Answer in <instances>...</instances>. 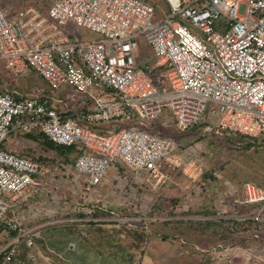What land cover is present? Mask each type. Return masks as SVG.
Segmentation results:
<instances>
[{
    "label": "built area",
    "instance_id": "2783aa9c",
    "mask_svg": "<svg viewBox=\"0 0 264 264\" xmlns=\"http://www.w3.org/2000/svg\"><path fill=\"white\" fill-rule=\"evenodd\" d=\"M165 1L167 13L156 21L153 0H56L48 10L29 4L13 14L0 6V64L15 77L34 73L48 87L38 94L0 89V225L14 234L0 247V264H12L22 244L34 262L42 228L90 222L57 217L65 215L56 185L63 169L82 201L68 213H91L81 207L101 200L111 177H126L122 169L154 193L176 173L201 179L204 164L166 132L188 131L206 114L214 121L206 131L264 143V0ZM144 47L155 64L139 65ZM158 67L163 80L153 76ZM108 124L107 133L93 129ZM13 133L78 151L66 165L35 159L3 148ZM202 186L215 209L199 221L222 226L218 235L228 238L196 246L199 264H264V185ZM112 187L123 196L119 188H132Z\"/></svg>",
    "mask_w": 264,
    "mask_h": 264
},
{
    "label": "rangeland",
    "instance_id": "374dc122",
    "mask_svg": "<svg viewBox=\"0 0 264 264\" xmlns=\"http://www.w3.org/2000/svg\"><path fill=\"white\" fill-rule=\"evenodd\" d=\"M54 1L56 0H0V6L5 12L13 14L29 4L48 10ZM157 8L158 15L154 21L162 18L168 10L164 2L157 4ZM93 35L95 34H89L90 37ZM137 56L141 66L155 61L151 49L146 48L137 52ZM0 73H4L7 79L5 82L14 84V76L12 77L3 66L1 67V64ZM153 76L156 80L164 79L158 70L153 72ZM26 81L24 78L25 85L21 83L23 86L20 87L30 93L33 88L35 92L39 90V93L48 90L46 83L38 77L31 81V86ZM210 121L214 122L206 114L197 127L185 133L171 131L174 138L181 139V149L186 157L190 160H199L205 168L202 178L196 181L185 179L180 173L175 174L177 181L175 184H187L185 189H180L182 195L175 200H170L171 195H167V192H160L159 200L152 202L158 199L159 193H154L150 188L146 189L140 183L136 185L130 173L122 169L121 174L127 177L126 181H124L126 177L118 182L111 177L110 182L104 183L100 195L102 199L81 207L88 212L91 210V213H85L83 210L68 213L66 207L71 209V204L82 203L79 198L81 194H77L80 188L72 183V173L67 174L64 169L59 171V175L56 176V185L59 187L57 194L63 198L61 202L64 203L65 215L57 217H62L60 218L62 220L71 216L79 219L88 218L90 222L87 223V229L80 230V227H77L75 231H72L71 226L66 222L51 224L46 236L37 237L36 245L42 247V250L37 251V259L31 264H199L196 246L200 247L222 238L218 235L219 232L216 233L209 228L206 230L207 226L213 228L214 224L206 226L199 221L201 216L212 214L215 209V197L207 199L208 195L205 194L206 189L202 184L264 182V147L239 135L227 133L217 135L214 131H206L205 128L210 125ZM18 136L19 152L23 151L35 159L51 158L57 165L63 162L66 165L65 162L70 160L65 159L56 150V146H51L40 136L38 139L23 134ZM79 184H82V179H79ZM116 184L120 186L130 184L132 193L130 188L121 187L119 190L126 191L127 194L123 196V193L112 187ZM188 184L189 186L198 184V186H190L189 189ZM183 190L189 193L184 195ZM112 212L116 214V218H119L117 221H112ZM58 226L59 229L56 228ZM75 227L76 224H73L72 229ZM52 228H55V231ZM13 236L14 234L5 227H0V247ZM69 237L77 243L75 252L68 251L66 243L70 240ZM52 241L54 245L50 244ZM46 244L57 249L58 252H54L62 255L64 259L50 253ZM25 248L26 245L22 244L21 256L27 251L24 250ZM62 251H65L64 255L60 253ZM26 255L25 252V257ZM2 258L1 254L0 261Z\"/></svg>",
    "mask_w": 264,
    "mask_h": 264
},
{
    "label": "crops",
    "instance_id": "0c3cea01",
    "mask_svg": "<svg viewBox=\"0 0 264 264\" xmlns=\"http://www.w3.org/2000/svg\"><path fill=\"white\" fill-rule=\"evenodd\" d=\"M86 36H87V38H89V39H98L99 38V36L97 35V34H95V35H93V37H90L89 36V34H86ZM150 49L149 47H144L143 48V50L144 49ZM140 52V51H139ZM153 53V52H152ZM154 55V54H153ZM155 57V56H154ZM154 63H152V64H155L156 63V58H154ZM153 61V60H152ZM3 65L1 64V67H2ZM4 67V66H3ZM156 70H158V72H160L161 74H162V72H164L165 71V68L164 67H158V68H156L154 71H156ZM12 77H13V75H11ZM24 78L28 81V85H30L31 86V81H33L35 78H37V76L34 74V73H30V74H27L26 76H19V77H13V82H14V84L13 83H7V82H5L7 79H6V77L4 76V73H0V89L1 90H5V91H18V92H27V93H30V92H28V91H26V90H24L25 88H22V87H20V86H23V84L25 85V82H23V80H24ZM26 81V82H27ZM21 83H23V84H21ZM32 91V90H31ZM36 90H34V88H33V91L31 92V93H36V94H38L40 91L38 90L37 92H35ZM185 132H187V131H185ZM185 132H181V133H185ZM18 135H22V134H11L8 138H7V140L5 141V143L3 144V148H5V149H7V150H10V151H15V152H19L20 151V149H18ZM27 140H29L30 142H32L33 140H31V139H27ZM179 144L181 145V142H179ZM182 146V145H181ZM18 149V150H17ZM21 152H23V151H21ZM24 153V152H23ZM174 178H173V182L172 183H174V184H170L168 187H165V188H162L157 194H158V199L157 200H159V195H160V192H167V195H171V199L170 200H175V199H177V198H179L181 195H182V193H181V188L182 189H185V186L187 185V184H175V183H177V181L175 180V175L173 176ZM190 186H189V184H188V186H187V188H189ZM190 189V188H189ZM183 194L184 195H187L189 192L187 191L186 192V190H183ZM46 202H48V203H46V204H44L43 205V207L45 208V207H48L49 206V200H46ZM47 208H45V210H46ZM47 215H49V214H47ZM0 226H3V225H0ZM74 227V226H73ZM77 227H80L79 229L80 230H85V229H87L86 227H87V225H85V224H76V227L74 228V229H72V226H71V228L70 227H66V228H70L72 231H75L76 230V228ZM57 229H59L60 228V226H58V227H56ZM49 230V226L48 227H45V228H42L40 231H39V234H40V236L42 235V237L43 236H46L47 234H48V230ZM52 230H54L55 231V228L53 229L52 228ZM82 233V232H81ZM77 236H79V235H77ZM69 241H67V243H66V245L68 246V251H70V252H75L76 250H77V243H75V241L71 238V237H69ZM75 239H77V238H75ZM57 243V242H56ZM50 244L52 245H54V242L52 241V242H50ZM71 244H75L76 245V248L74 249V250H71V249H69V246H71ZM45 246H47V249H50V250H53V251H57V249H53V248H51L49 245H45ZM24 250H27V251H24V256H25V252L28 254L29 252H31L30 251V249H27V248H25ZM58 252V251H57ZM64 252L65 251H62V252H60L61 254H63L64 255ZM21 253V252H20ZM26 258H27V255H26Z\"/></svg>",
    "mask_w": 264,
    "mask_h": 264
},
{
    "label": "trees",
    "instance_id": "16d2710c",
    "mask_svg": "<svg viewBox=\"0 0 264 264\" xmlns=\"http://www.w3.org/2000/svg\"><path fill=\"white\" fill-rule=\"evenodd\" d=\"M155 3H157L158 5L159 4H161L162 2H164V3H166V1L165 0H153ZM157 4H156V6H157ZM166 5H167V3H166ZM168 6V5H167ZM157 10H158V8H157ZM112 124H114V123H112ZM112 124H108V125H101V126H99V127H93V129H95V130H100L102 133H107V131H108V129L111 127V126H113ZM197 127V126H196ZM162 133H163V130L161 131ZM167 133V135H169L170 137H173L174 138V136L172 135V133H171V131H167L166 132ZM25 135H27V136H31L32 138H39L38 136H40V138H44L45 140H47L50 144H51V146H53V144L44 136V135H35V134H25ZM176 139V138H175ZM178 142H180V140L181 139H176ZM256 143H258V144H261L263 147H264V143L261 141V140H258V141H256ZM56 150L59 152V154L60 155H62V156H64L65 157V159H68V157H70V156H72L73 154H75V153H77V151H78V148L77 147H64V146H58V147H56ZM255 184H258V185H264V182L263 183H261V182H255ZM204 224H206V226L207 225H209L208 223H204ZM210 225H213V224H210ZM0 227H3L4 228V226H0ZM211 229V230H215L216 231V233L217 232H226V230H225V228H223L222 226H220V225H216V224H214V227L212 228V227H210V226H207V228H206V230L207 229ZM222 236V239H227L228 238V235H227V233L225 234V233H222L221 234ZM243 243H246L245 241H243ZM23 257H25V256H21V254L17 257V259L12 263V264H31V263H33V262H31V261H29L26 257L23 259Z\"/></svg>",
    "mask_w": 264,
    "mask_h": 264
}]
</instances>
